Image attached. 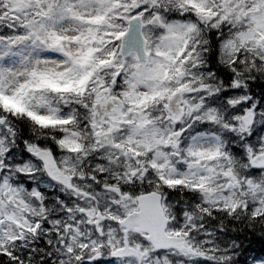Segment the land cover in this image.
I'll use <instances>...</instances> for the list:
<instances>
[{"label": "snow or ice", "instance_id": "1", "mask_svg": "<svg viewBox=\"0 0 264 264\" xmlns=\"http://www.w3.org/2000/svg\"><path fill=\"white\" fill-rule=\"evenodd\" d=\"M264 0H0V264H264Z\"/></svg>", "mask_w": 264, "mask_h": 264}, {"label": "trees", "instance_id": "2", "mask_svg": "<svg viewBox=\"0 0 264 264\" xmlns=\"http://www.w3.org/2000/svg\"><path fill=\"white\" fill-rule=\"evenodd\" d=\"M252 247L257 251V254L264 252V245L258 241H254Z\"/></svg>", "mask_w": 264, "mask_h": 264}, {"label": "rangeland", "instance_id": "3", "mask_svg": "<svg viewBox=\"0 0 264 264\" xmlns=\"http://www.w3.org/2000/svg\"><path fill=\"white\" fill-rule=\"evenodd\" d=\"M252 251H253L254 254H257V251L255 249L254 250L252 249Z\"/></svg>", "mask_w": 264, "mask_h": 264}]
</instances>
